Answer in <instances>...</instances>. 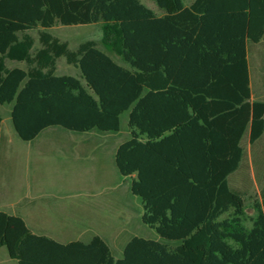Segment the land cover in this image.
I'll return each instance as SVG.
<instances>
[{
	"label": "trees",
	"instance_id": "16d2710c",
	"mask_svg": "<svg viewBox=\"0 0 264 264\" xmlns=\"http://www.w3.org/2000/svg\"><path fill=\"white\" fill-rule=\"evenodd\" d=\"M154 1L165 15L141 0H0V105L18 136L119 131L127 112L114 161L161 237L134 235L115 257L99 234L60 241L0 209V247L18 264H264V186L249 212L228 180L243 134L250 144L264 134L247 61V42L264 37V0ZM90 23L101 47L87 39L71 49L48 30ZM59 57L79 76L56 74Z\"/></svg>",
	"mask_w": 264,
	"mask_h": 264
},
{
	"label": "rangeland",
	"instance_id": "374dc122",
	"mask_svg": "<svg viewBox=\"0 0 264 264\" xmlns=\"http://www.w3.org/2000/svg\"><path fill=\"white\" fill-rule=\"evenodd\" d=\"M48 30L67 40L70 48L87 38L100 43L99 24H58ZM30 33L38 46L37 31ZM248 48L255 59L254 52L264 49V39ZM77 71L64 57L57 59V73ZM252 82L255 96L264 99V67L252 68ZM2 110L1 210L22 216L32 231L60 241H88L99 234L115 257L122 256L134 235L161 239L141 221V200L130 190V177L121 175L114 161L115 147L129 136L127 112L121 115L119 131L76 132L50 126L27 141L13 127L10 105H2ZM243 142L244 160L232 184L243 193L251 212L252 196L264 186V134L253 144L248 137ZM3 253L7 255L6 247H0V264H18L9 256L3 258Z\"/></svg>",
	"mask_w": 264,
	"mask_h": 264
},
{
	"label": "crops",
	"instance_id": "0c3cea01",
	"mask_svg": "<svg viewBox=\"0 0 264 264\" xmlns=\"http://www.w3.org/2000/svg\"><path fill=\"white\" fill-rule=\"evenodd\" d=\"M142 2H143V4H145L147 7H149V8H151L152 9V11L156 14V16H163V15H165L166 13H167V11L166 10H164L163 8H161V7H159L156 3H155V1L154 0H141ZM191 2H192V0H184L183 1V7H188L190 4H191ZM173 14L175 13V12H172ZM177 13V12H176ZM90 24H99V23H90ZM55 35V34H54ZM101 36H102V34H101ZM101 36H100V39H101ZM87 39H93V38H87ZM87 39H85V40H87ZM264 39V37L262 38V40ZM61 40H63V39H61ZM85 40H83V41H85ZM94 40V39H93ZM261 40V41H262ZM63 41H67V40H63ZM83 41H81V42H83ZM39 42V41H38ZM68 42V41H67ZM81 42H79L78 43V45L81 43ZM97 42V41H96ZM260 42V41H259ZM259 42H257V43H259ZM98 43V42H97ZM250 43H253V42H250V41H248L247 42V61H248V68H249V75H250V88H251V100H254V99H261V98H258V97H256L255 96V94L253 93V89H252V86H253V82H252V68L253 67H257L258 69H260V68H262V67H264V49H259V50H257V51H255L254 52V56H255V59H253V60H251V54L249 53V48H248V45L250 44ZM77 45V46H78ZM40 46V43H39V45L38 46H36L35 45V47H39ZM68 46H69V42H68ZM77 46L75 47V48H77ZM98 46L99 47H101V45H100V43H98ZM70 47V46H69ZM75 48H71V49H75ZM67 64H69V63H67ZM7 65L8 66H16V65H19V66H24V64H22V62H19V61H15V60H8L7 61ZM69 65H72L74 68H76L78 71L76 72V73H57L56 71H57V61H56V70H55V73L56 74H72V75H75V76H79V69L77 68V67H75L73 64H69ZM264 100V99H263ZM5 105V104H4ZM164 106H166L165 105V103H164V101H157L156 102V106H155V111H156V113L157 114H164ZM153 108H154V105L152 106V111H154L153 110ZM0 112H1V115H2V119H1V136H0V145H1V141H2V126H3V121H4V117H3V110H2V105H0ZM152 117L154 116V114L155 113H149ZM44 130V129H43ZM93 130H97V129H92V130H89V131H85V132H91V131H93ZM73 131V130H72ZM246 137H248V134L245 132L244 134H243V136H242V138H241V145L243 146V148H244V156H245V147H244V139L246 138ZM258 140V139H257ZM255 143V142H254ZM119 144V143H118ZM117 144V145H118ZM117 147V146H116ZM116 147H115V149H116ZM0 149H1V146H0ZM115 149H114V151H115ZM244 156H243V158H242V160H241V163H240V165H239V167L235 170V171H233L232 173H230L229 175H228V180H229V184H230V186L233 188V189H235V190H237V191H239L241 194H243L241 191H240V189H238L237 187H235L232 183V181H233V176L236 174V172H238V170L240 169V167H241V165H242V163H243V160H244ZM260 192L261 191H259L258 192V194H260ZM255 195V194H254ZM6 256H8V253H7V255H6V253H3L2 254V257L3 258H6ZM4 261V260H3Z\"/></svg>",
	"mask_w": 264,
	"mask_h": 264
}]
</instances>
